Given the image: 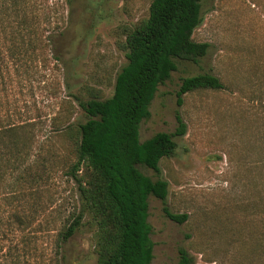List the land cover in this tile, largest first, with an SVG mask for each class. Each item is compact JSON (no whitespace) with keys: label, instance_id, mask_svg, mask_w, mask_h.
Segmentation results:
<instances>
[{"label":"rangeland","instance_id":"1","mask_svg":"<svg viewBox=\"0 0 264 264\" xmlns=\"http://www.w3.org/2000/svg\"><path fill=\"white\" fill-rule=\"evenodd\" d=\"M49 1L58 3L60 30L50 32L49 46L37 58L9 62L0 86V119L32 123L38 163L33 171L41 178L26 179L21 204L44 233L45 221L56 228L79 206L76 183L62 165L69 145L58 124L67 116L74 124L86 119L75 96L111 95L126 62L116 44L119 27L145 17L150 0ZM200 9L202 21L192 37L208 44L205 54L197 62L176 60L139 124L140 141L175 132L180 119L186 126L174 136V153L160 161L159 174L138 165L168 182L165 204L148 198L151 264H180L179 248L193 264H264V246L262 254L255 247L264 235V0H201ZM199 73L217 76L223 88L179 97L181 78ZM164 206L186 213L187 220L173 221ZM59 256L60 264H94L92 227L80 226Z\"/></svg>","mask_w":264,"mask_h":264},{"label":"trees","instance_id":"2","mask_svg":"<svg viewBox=\"0 0 264 264\" xmlns=\"http://www.w3.org/2000/svg\"><path fill=\"white\" fill-rule=\"evenodd\" d=\"M200 1L150 0L145 17L119 27L116 44L126 62L114 76L111 95L75 96L86 119L74 124L67 116L58 127L69 145L61 163L76 183L79 206L58 227L48 228L54 224L45 221L46 232H40L43 224L21 204L26 179L41 178L33 171L38 163L32 123L0 119V264H60L63 242L85 223L92 227L94 264H151L148 198L165 204L168 182L151 178L138 165L159 174L160 161L174 153V136L183 135L186 126L180 119L175 132L159 131L140 141L139 124L149 115L158 85L176 70V60L197 62L206 52L208 44L192 37L202 21ZM57 5L49 0H0L1 87L9 62L32 60L47 50L50 32L60 30L63 20ZM221 88L217 76L199 73L182 77L177 94ZM262 204L264 208V200ZM163 209L177 223L188 218ZM46 233H51L47 250L42 244ZM258 240L255 247L262 254L264 235ZM179 255L180 264L194 263L184 248Z\"/></svg>","mask_w":264,"mask_h":264}]
</instances>
